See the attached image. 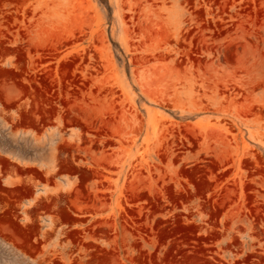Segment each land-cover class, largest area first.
<instances>
[{
    "label": "rangeland",
    "instance_id": "1",
    "mask_svg": "<svg viewBox=\"0 0 264 264\" xmlns=\"http://www.w3.org/2000/svg\"><path fill=\"white\" fill-rule=\"evenodd\" d=\"M0 264H264V0H0Z\"/></svg>",
    "mask_w": 264,
    "mask_h": 264
}]
</instances>
